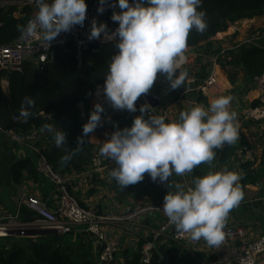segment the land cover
Wrapping results in <instances>:
<instances>
[{"label":"clouds","instance_id":"1","mask_svg":"<svg viewBox=\"0 0 264 264\" xmlns=\"http://www.w3.org/2000/svg\"><path fill=\"white\" fill-rule=\"evenodd\" d=\"M37 11L26 25H18L22 36L39 32L49 47L61 32L73 26H83L87 5L85 0H35ZM118 7L111 19L118 22L113 32L104 22L93 18L89 40L115 39L116 51L108 62L103 94L115 109L136 111L135 101L149 91L157 73H162L172 89L184 84L186 70L184 50L188 33L206 28L205 12L199 9L201 0H99L98 12L105 4ZM232 97L219 95L207 107L195 103L181 110L177 119L152 114V107L141 104L140 115L130 126L114 128L99 147V155L111 159L115 166L110 176L124 188L135 184L147 173L153 181H167L162 210L169 223L190 238H203L209 246L218 247L224 238L223 227L229 211L243 198L240 174L223 168L209 170L193 178L191 186L172 184L175 173H190L202 163H210L214 149L232 144L238 138L236 113L230 110ZM34 106L31 96H25L19 118L27 120ZM104 108L96 102L82 125L77 146L101 123ZM57 147L66 145V134L52 123H44ZM72 152L60 157L62 163L72 158Z\"/></svg>","mask_w":264,"mask_h":264},{"label":"crops","instance_id":"2","mask_svg":"<svg viewBox=\"0 0 264 264\" xmlns=\"http://www.w3.org/2000/svg\"><path fill=\"white\" fill-rule=\"evenodd\" d=\"M14 14L20 15L16 11ZM262 24H264V15L239 20L230 24L226 30L217 32L207 41H203L195 47H186L183 53L182 68L186 70L185 83L187 88L176 96L171 93L160 96L163 105L174 103L177 100L170 110L169 119H177L181 110H185L195 103H201L207 107L210 100L216 96L230 95L232 97L229 107L236 113L238 124V138L232 143V155L228 157L229 159L224 160L219 157L214 149V159L210 163L206 162L196 166L191 175V181L194 177L203 175L209 170L227 168L238 172L241 162L237 156L243 147L240 143L242 141L247 143L254 154L253 159L248 161L247 171L245 170L247 176L241 187L243 198L236 207L229 211L225 222V224H232L241 228L244 232L243 239L253 238L260 233L264 234V119L247 118L244 115L246 109L264 105V92L260 88L258 77L249 76L242 66L234 64L231 53H238L242 45L254 44L258 38L256 34ZM203 56L207 57V62L198 61L194 65L193 61ZM189 68H193V71L199 69V71L193 73ZM202 72H206V76L201 79L199 75L203 74ZM211 72L214 74L212 83L203 93L199 86ZM191 81L194 82L191 84ZM139 101L138 98L135 103H139ZM90 110L92 107H89L85 102L77 104L76 115L83 121L82 125L86 122ZM106 116L104 112L101 114L100 125L88 137L89 142L97 149L110 135L106 126L109 119ZM80 127L82 128V126ZM104 127L107 128V133L101 131ZM41 134L44 141L49 140L50 142V137L44 133ZM65 134L66 137L73 136L72 133ZM25 157L32 158L33 155L27 148L16 144L0 131V212L6 208L13 209L19 195L24 193L39 198H48L51 195V183L41 175L34 181L25 172L20 183H13L10 167L15 160ZM114 166L107 165L86 175L84 171L89 167L88 161L84 170L78 171V176L70 182V192L83 206L95 207L101 213H118L126 211L136 201L164 196L168 190L167 186L164 188L155 186L147 173L144 174L143 180L122 188L109 174L110 169ZM177 182L181 183L173 175L170 183L175 184ZM48 202L51 204L53 198H50ZM164 218L165 214L159 213L143 216L131 231L123 228L129 229L128 224L117 221L110 222L107 229L116 234L119 239L118 262L131 257L137 251L140 240H149L151 238L150 229L159 225ZM67 234L66 237L72 241L78 238L89 240L90 252L95 258L97 248L89 236L75 231ZM158 243L159 248L164 251L163 254L167 255L170 263L178 257L177 263L174 264H216L215 248L209 246L204 239L194 250H180L177 242L166 237L159 238ZM258 264H264V252L260 254Z\"/></svg>","mask_w":264,"mask_h":264},{"label":"built area","instance_id":"3","mask_svg":"<svg viewBox=\"0 0 264 264\" xmlns=\"http://www.w3.org/2000/svg\"><path fill=\"white\" fill-rule=\"evenodd\" d=\"M85 2L87 9L83 26L75 25L69 31L61 32L50 42L49 47L42 41L39 32H34L28 37L20 35L10 43H0V88L4 89V84L8 83L5 74L21 71L25 62H31L42 69L46 63L53 62L58 50L62 52L73 51L76 65L80 67L84 53L88 51L92 43H115V39H106L103 34L99 39L92 40H89L87 36L93 18L96 19L97 23L104 22L107 25L108 32L115 30L118 22L113 21L111 15L113 11H120L118 3L116 7L105 4L104 11L101 13L97 11L99 3L88 0H85ZM113 2L115 3L116 0H113ZM8 7H14L19 14H23V9L27 7L30 11L28 20L37 11L35 0H0V9ZM213 77L214 74L211 72L199 86L203 93L207 91ZM258 81L264 92V73L258 77ZM103 85L104 83H101L95 87L87 101V105L93 108L94 103H101L104 113L110 121L123 113L125 109H115L111 106L103 94ZM153 95L158 104L154 107L151 106L153 108L152 114L164 115L169 119L170 110L177 100L174 103L163 105L160 96ZM139 99L138 104H148L145 94H142ZM244 115L247 118L264 119V105L248 108L245 110ZM13 120H18V117L13 116ZM0 131L10 137L13 142L27 148L35 155L36 170L41 176L50 181L52 186L51 195L48 198H39L24 193L19 195L13 209L6 208L0 212V240L18 237L37 240L38 236L42 234L65 235L75 231L86 234L92 239L97 248L94 264H116L118 262L119 239L116 234L109 232L107 225L112 221L123 222L129 225V229L123 227L124 230L131 231L143 216L156 213L164 214L162 210L164 196L136 201L126 211L118 213H101L95 207L81 205L69 190V184L78 176V172L60 173L54 170L45 155L41 153V148L46 147V143L49 142V140L44 141L41 137L43 132L32 130L26 133H16L13 130L1 127ZM240 152L237 156L239 162L253 159L254 153L251 148L243 146ZM107 165H115V162L100 156L99 149L93 148L89 159V167L84 171V174L98 171ZM237 173L240 174L238 183L241 184V170ZM173 175L182 184L191 186L192 171L183 175H176L175 173ZM172 176L169 177V182ZM151 182L157 187L164 188L167 186V181L161 182L159 179L156 181L151 179ZM50 198H53L51 204L48 202ZM24 208L29 213H24ZM223 232V240L218 247H214L216 264H258V258L264 252L263 233L257 234L253 238L243 239V230L232 224H224ZM150 236L151 238L142 245L140 250V260L146 264L153 259L154 255L158 254L159 238L172 239L177 242L180 250H194L203 240V238L194 240L188 234L178 231L174 225L169 223L166 215L159 225L150 229ZM177 261L178 257L170 263L166 254H159L158 264H174Z\"/></svg>","mask_w":264,"mask_h":264},{"label":"trees","instance_id":"4","mask_svg":"<svg viewBox=\"0 0 264 264\" xmlns=\"http://www.w3.org/2000/svg\"><path fill=\"white\" fill-rule=\"evenodd\" d=\"M88 1L99 3V0ZM199 9L205 12L206 28L203 31L193 28L188 33L186 47H195L207 41L236 21L264 15V0H201ZM14 11V7L0 9V43H10L22 35L17 26L26 25L30 11L26 7L19 16ZM115 51V43L94 42L84 53L80 67L76 65L73 51L58 50L53 62L46 63L42 69L25 62L21 71L5 74L8 93L0 88V127L16 133L32 130L43 132L51 140L46 143V147L41 148V153L55 171L66 173L84 170L94 147L88 140L89 136L77 146L83 121L76 115V106L79 102L87 104L95 87L104 83L108 62ZM231 57L233 63L242 66L249 76L260 77L264 73V35L260 33L250 46H240L238 53H231ZM204 76L206 72L199 75L201 79ZM25 96H31L34 100L27 120L19 118V109ZM135 104L136 111L125 109L106 124L110 133L114 128L130 126L133 118L140 115V104ZM13 116L18 117V120L14 121ZM46 122L60 127L65 133H72L73 136L66 137L65 146L57 147L52 135L41 130ZM240 144L248 147L245 141ZM232 148V144L226 143L215 151L226 160L232 155ZM66 152H72V158L62 163L60 157ZM32 155V158L25 157L12 163L10 175L13 183H20L25 172L34 181L37 180L40 174L35 167V155ZM239 167L242 187L247 176L248 161L241 162ZM23 212L29 213L26 208ZM66 235L42 234L37 240L27 237L0 240V264H94L90 250H86L87 244L91 245L90 241L83 238L72 241ZM145 240H140L137 251L131 257L116 264H146L140 260V250ZM163 252L159 248L158 254L147 264H158L159 254Z\"/></svg>","mask_w":264,"mask_h":264},{"label":"rangeland","instance_id":"5","mask_svg":"<svg viewBox=\"0 0 264 264\" xmlns=\"http://www.w3.org/2000/svg\"><path fill=\"white\" fill-rule=\"evenodd\" d=\"M257 18V17H256ZM245 19H250V18H245ZM242 20H244V19H242ZM242 20H240V21H242ZM262 27V28H261ZM261 27H259V30H258V33L256 34L257 36H259L260 35V33H262L263 34V32H264V24H262V26ZM258 29V28H257ZM207 57H205V56H203V57H200V58H198V60H196V61H193L194 62V65H196L197 63H198V61H202L203 63H206L207 62ZM189 70H192L193 71V68H189ZM199 71V69H194V71H193V73L195 72V71ZM192 73V74H193ZM194 81H191V84L193 83ZM5 86H4V88L5 87H8V83L7 84H4ZM187 88V86H186V83L184 82V84L183 85H181L180 87H178V88H176V89H172V88H170V86H169V82L167 81V79L165 78V75L164 74H162V73H157V76H156V79H155V81H154V83H153V85H152V87L149 89V91L147 92V93H151V94H156V95H158V96H163V95H166L167 93H171V94H173L174 96H176V95H179L184 89H186ZM147 93H145V94H147ZM103 133H107L108 132V130H107V128H105L104 127V129L103 130H101ZM84 240V239H83ZM88 246H86V250H87V248L90 250V247H91V245H89V244H87ZM92 258H93V261H94V256H92Z\"/></svg>","mask_w":264,"mask_h":264},{"label":"water","instance_id":"6","mask_svg":"<svg viewBox=\"0 0 264 264\" xmlns=\"http://www.w3.org/2000/svg\"><path fill=\"white\" fill-rule=\"evenodd\" d=\"M5 92L8 93V87L4 88ZM145 98L148 102V104L152 107L156 106L158 104L157 99L155 98V96L151 93H147L145 94Z\"/></svg>","mask_w":264,"mask_h":264}]
</instances>
